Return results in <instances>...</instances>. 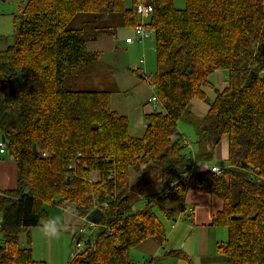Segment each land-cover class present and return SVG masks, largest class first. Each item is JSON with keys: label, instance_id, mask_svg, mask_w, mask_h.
Returning <instances> with one entry per match:
<instances>
[{"label": "trees", "instance_id": "16d2710c", "mask_svg": "<svg viewBox=\"0 0 264 264\" xmlns=\"http://www.w3.org/2000/svg\"><path fill=\"white\" fill-rule=\"evenodd\" d=\"M144 1L153 9L145 24L154 30L157 67L141 76L161 110L144 115L141 137L111 107L109 88L69 86L99 61L95 41L139 24L137 0H25L15 16L13 42L0 48V137L17 169L15 188L0 191V264H45L33 259L30 231L55 226L46 204L82 217L95 202L108 206L98 208L103 216L86 239L74 235L67 264H139L130 249L165 238L154 209L174 220L191 187L222 200L210 223L227 232L216 248L221 264H264V0H185L183 9L174 0ZM216 70L226 71L227 84L209 101L203 88ZM192 99L209 106L193 125L196 144L208 149L194 155L174 137ZM224 137L222 174L195 170ZM145 169L160 183L159 202L133 210L132 177ZM167 255L193 264L181 251Z\"/></svg>", "mask_w": 264, "mask_h": 264}, {"label": "crops", "instance_id": "0c3cea01", "mask_svg": "<svg viewBox=\"0 0 264 264\" xmlns=\"http://www.w3.org/2000/svg\"><path fill=\"white\" fill-rule=\"evenodd\" d=\"M0 37L3 38L2 36ZM115 40L116 39L113 36H106L99 39L98 41H95L91 45V48L99 52L107 51L115 47ZM5 41V39L0 40V43H3ZM143 42L144 41H142V43ZM142 52H144V50H142ZM140 69L142 68L137 67L134 70H138V72L140 73H138L139 76H137L136 78H139V80L141 81V79H143L144 77H142L141 74L144 71ZM210 77L212 79H210ZM225 77V70H216L208 76L211 87H204L203 90L206 93L209 101H212L215 96L214 90H222L226 86L227 82H225ZM131 79L132 78H128L125 82H123L122 79L118 77V83L116 82L117 89L111 91V96L118 95L112 98V107L116 111H119L121 113H130L132 115L133 126H129V134L135 137H141L144 134L145 130V126L143 123V115L145 114L144 110L147 109V113H150L148 112V103L151 102L149 101L150 98H148L147 95V86L143 84L140 85L139 82L135 80V78L133 79L134 85L136 86V88L140 86L139 91L136 92L134 97L128 99V97L126 96V91H128V87L130 86L126 85L131 81ZM114 85L115 83H113L111 87H114ZM123 94L125 95L124 97H119V95ZM188 108H190L191 114L195 115L196 118H200L206 114L209 106L206 101L192 99ZM150 109L152 110L151 112H153L161 110V107L160 104L156 105L155 107L151 105ZM180 120L181 118L177 121V131L174 137L184 139L185 132L181 127H179L180 122L182 123V121ZM192 130L195 132L194 127L192 128ZM194 143L197 147V152L203 149L205 150L206 148L208 149L207 146L205 147L204 145H197L196 140L194 141ZM189 147V150L194 149L193 146L189 145ZM227 153L228 142L226 138V143L222 139L220 143L213 149V158L223 159L226 162ZM2 157L3 158L0 160V191L15 188L17 182V169L15 162L12 159H6L5 155H3ZM148 174L150 173H146V175ZM154 200H156V202L158 203V196H155ZM174 205L175 204L173 201H169L170 207H175ZM222 205V200L218 196L200 193L192 187L189 188L186 193L182 208L175 207L174 209V220H167L157 208L154 209L156 215L161 220L166 232L164 240H144L136 247L130 249L129 254L131 258L139 264H186L184 260L178 257L167 255V253L171 251H181L191 260L193 264L223 263L225 260L217 252L216 248L220 242L226 239V229L222 227H213L210 225L212 217L222 209ZM71 218L76 217L71 215L68 219H63L64 221H62V225L70 223L71 221H68ZM52 227L53 226H47L48 257H51L50 254L52 251V238L53 236H56L54 235L55 233H53L56 231H54L55 229H52ZM36 228H44V226ZM67 253L68 252H66V255ZM48 262L49 264H55V262Z\"/></svg>", "mask_w": 264, "mask_h": 264}, {"label": "rangeland", "instance_id": "374dc122", "mask_svg": "<svg viewBox=\"0 0 264 264\" xmlns=\"http://www.w3.org/2000/svg\"><path fill=\"white\" fill-rule=\"evenodd\" d=\"M24 3L25 0H0V36H2L6 40L5 42L0 43V48H4L6 46L5 44H12L14 18L21 11L22 7L24 6ZM125 4L130 5V0H125ZM174 5L177 9H183L185 7V0H174ZM79 23V20H74L72 24L78 26ZM134 36L135 35L133 29H119L117 32V38L114 41L115 47L110 50L100 52L99 61L91 68L90 72L88 71V73L86 74H80L77 78L71 79L69 82V86L73 89L81 90H98L109 88L111 89V91H114L115 89H117L116 82L118 77H120L123 82H125L128 78H132L131 81L126 85L130 86L128 87V91H126V96L129 99L131 97H134L136 92L139 91L140 86L136 88V86L134 85L133 79L135 78V80H137L140 85L143 84L147 86V95L148 98H151V96L155 92L152 89V86L146 80L147 78H144L142 76L143 79H141L140 81L139 78H136L139 75L133 70L137 67L142 68L140 69L144 71L142 74H146L147 76L151 75L153 72L156 71L157 65L154 50V37L147 38L143 43L139 42V40L137 39L133 42L135 44L125 43L124 39L126 37ZM142 50H144V52H142ZM210 79L212 78L210 77ZM19 83L20 80H18V78H15L12 87L17 88L19 86ZM113 83H115V85L114 87H111ZM115 96L118 95L111 96V107L113 106L112 98ZM124 96V94L119 95V97ZM151 105L154 106L153 103H148V112L152 111L150 109ZM144 113H147V109L144 110ZM121 114H124L128 117L129 126L132 127V115L130 113ZM180 121H182V123L180 122L179 127H181L185 132L184 139L182 140H184L188 144L187 150L191 152L192 155H194V152H197V147L194 143L196 139L195 132L192 130V128L193 125L198 124L199 118H196L195 115L191 114L190 108H188L187 113L183 114ZM223 140L226 143V137H224ZM189 145L193 146L194 149L189 150ZM5 158L11 160L8 154L5 155ZM213 163L218 164L223 168L227 166L225 160L213 158L208 161V163L200 164L201 166L195 165V170H203L205 168H209ZM143 173V176L135 175L132 177L130 199L133 204V210H136L141 207L147 200H150L152 197H154V195L161 194L160 183L156 179V177L152 174L146 175V173H148V170L146 169L143 170ZM93 176L95 179L96 174L94 173ZM45 211L47 212L49 220L55 224L52 229H55L54 231H56L53 232L56 236H53L52 238V251L50 254L51 257L47 256L48 229L47 234H45L44 228H32L30 233V240L32 239L31 249H33V259L39 262H44L45 264H49L48 261L55 262V264H67L71 259V253L76 248V241L74 239V235H82L83 238L86 239L91 234V229L89 228L88 224L81 222V220L75 214L71 215L76 218H71L68 221H71L70 223L65 224L62 228H59V225L62 224V221H64L63 219L66 220V218L68 219L71 216L69 215L70 213H64L58 205L52 206L50 204L45 205ZM80 225L86 226V231L82 234L78 233V227ZM26 236L27 235L25 233H22L19 236L20 242L23 246L27 245ZM66 252H68L67 255Z\"/></svg>", "mask_w": 264, "mask_h": 264}, {"label": "built area", "instance_id": "2783aa9c", "mask_svg": "<svg viewBox=\"0 0 264 264\" xmlns=\"http://www.w3.org/2000/svg\"><path fill=\"white\" fill-rule=\"evenodd\" d=\"M135 10H136V14L138 15L140 22L137 26H135L133 28L134 30V37H126L124 39L125 43L129 44V43H133L136 39L139 40V42L145 41L147 38H151L154 37V30L153 28H151L149 25H146L145 22L146 20L150 17L151 13H152V6L150 4H147L144 0H137L136 5H135ZM149 101L151 103L154 104V106L159 104V100L156 96V94L154 93L151 98L149 99ZM6 153V143L5 140H3L2 137H0V158L5 155ZM208 169L210 172L214 173L215 175L220 176L222 174V167L212 164ZM93 180L94 177L92 178ZM91 179V180H92ZM92 180V181H93ZM64 212L70 213V214H75L80 220L81 222L88 224L89 228L91 229V233L93 232V230L97 227L98 224H94L92 222H90L89 220H87V215L90 213L85 214L82 217H79L75 211V209L72 206L66 205V204H60L58 205ZM108 206V202H102V203H93V208L97 209V208H106ZM86 231V226L85 225H80L78 227V233L82 234ZM77 245H82V243H78ZM147 264H152V263H147Z\"/></svg>", "mask_w": 264, "mask_h": 264}, {"label": "water", "instance_id": "95a60500", "mask_svg": "<svg viewBox=\"0 0 264 264\" xmlns=\"http://www.w3.org/2000/svg\"><path fill=\"white\" fill-rule=\"evenodd\" d=\"M4 140V139H3ZM33 151H35V145H33ZM103 214L100 209H94L87 215V220L94 224H98L102 218Z\"/></svg>", "mask_w": 264, "mask_h": 264}, {"label": "clouds", "instance_id": "9594fccd", "mask_svg": "<svg viewBox=\"0 0 264 264\" xmlns=\"http://www.w3.org/2000/svg\"><path fill=\"white\" fill-rule=\"evenodd\" d=\"M45 234H47V225L44 226Z\"/></svg>", "mask_w": 264, "mask_h": 264}]
</instances>
